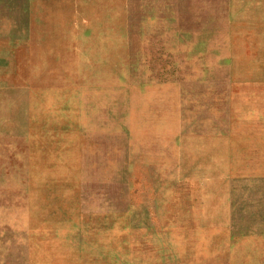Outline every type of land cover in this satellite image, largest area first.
Segmentation results:
<instances>
[{"label": "rangeland", "instance_id": "obj_1", "mask_svg": "<svg viewBox=\"0 0 264 264\" xmlns=\"http://www.w3.org/2000/svg\"><path fill=\"white\" fill-rule=\"evenodd\" d=\"M246 4L0 0V264H264Z\"/></svg>", "mask_w": 264, "mask_h": 264}, {"label": "crops", "instance_id": "obj_2", "mask_svg": "<svg viewBox=\"0 0 264 264\" xmlns=\"http://www.w3.org/2000/svg\"><path fill=\"white\" fill-rule=\"evenodd\" d=\"M233 1H235V5L237 4L238 5V8H240V7H242L243 9L244 8H246V3L247 2H249V3H252V2H254V3H259L260 2V4H254L255 6L254 7H256V8H258V7H263L264 5H261L262 3H264V0H233ZM240 1H242L243 3H245V4H243L242 6L239 4V2ZM171 38V36L169 37V39ZM161 39H163V40H165L166 39V35H163V36H161ZM178 39L179 40H181L180 39V36L178 37ZM171 40H175V42H176V40H177V36H176V34L171 38ZM259 84H261L262 85V82L260 81V80H256L255 81V85L256 86H258ZM256 118H257V116H256ZM257 120H261V117L258 119L257 118Z\"/></svg>", "mask_w": 264, "mask_h": 264}]
</instances>
